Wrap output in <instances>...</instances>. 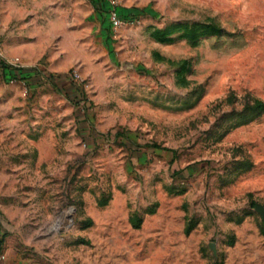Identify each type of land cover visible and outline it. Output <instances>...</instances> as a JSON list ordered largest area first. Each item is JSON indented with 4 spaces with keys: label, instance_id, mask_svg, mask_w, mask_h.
I'll list each match as a JSON object with an SVG mask.
<instances>
[{
    "label": "rangeland",
    "instance_id": "rangeland-1",
    "mask_svg": "<svg viewBox=\"0 0 264 264\" xmlns=\"http://www.w3.org/2000/svg\"><path fill=\"white\" fill-rule=\"evenodd\" d=\"M117 4L137 21L0 0V239L23 264H264V112L241 117L264 0Z\"/></svg>",
    "mask_w": 264,
    "mask_h": 264
},
{
    "label": "trees",
    "instance_id": "trees-1",
    "mask_svg": "<svg viewBox=\"0 0 264 264\" xmlns=\"http://www.w3.org/2000/svg\"><path fill=\"white\" fill-rule=\"evenodd\" d=\"M101 1L104 3V7H105V11L104 12H105V15L107 16L108 11H109V6H108V4L105 1H103V0H101ZM118 11H119L120 16L122 18H124V19L137 20L139 18L138 14H136V13L132 14L131 11H128V10L125 11L121 7H119ZM11 72H12L11 73L12 74V78H14V79H17V77L21 74L20 70L15 69V68H12ZM69 87H70V90H71L70 91L71 94H73L75 97H79V100H80V98H81L80 95L82 93L81 84L71 81V84H70ZM248 111L250 112V114H253L254 116L253 117H249L250 115L242 114L241 117L245 119L243 121L244 123L250 122L254 118L259 117L260 115H262V113L264 112V102L256 100L255 101V106L253 108H250Z\"/></svg>",
    "mask_w": 264,
    "mask_h": 264
},
{
    "label": "built area",
    "instance_id": "built-area-1",
    "mask_svg": "<svg viewBox=\"0 0 264 264\" xmlns=\"http://www.w3.org/2000/svg\"><path fill=\"white\" fill-rule=\"evenodd\" d=\"M103 1H105L109 6V11H108L107 16L110 21L111 29L115 30V29L122 27L124 24L134 23L137 21V20H131V19H124L120 16L118 9L121 6L117 4V0H103ZM77 78H78V75H75V77L72 78L73 82L79 83ZM0 264H3L2 255H0Z\"/></svg>",
    "mask_w": 264,
    "mask_h": 264
},
{
    "label": "crops",
    "instance_id": "crops-1",
    "mask_svg": "<svg viewBox=\"0 0 264 264\" xmlns=\"http://www.w3.org/2000/svg\"><path fill=\"white\" fill-rule=\"evenodd\" d=\"M90 2L91 3L94 2V4L97 6V9L99 8L98 16L102 20L105 21L106 20V16H105V12H104L105 11L104 3L101 0H90ZM121 8L123 10H125V11L126 10L131 11L132 14L134 13L129 8L126 9L123 6H121ZM1 239H0V253L2 254V256L4 258V264H23L22 262H18V260L16 259V257H13L14 249L11 248L10 246L6 245V243H4Z\"/></svg>",
    "mask_w": 264,
    "mask_h": 264
},
{
    "label": "water",
    "instance_id": "water-1",
    "mask_svg": "<svg viewBox=\"0 0 264 264\" xmlns=\"http://www.w3.org/2000/svg\"><path fill=\"white\" fill-rule=\"evenodd\" d=\"M257 211H258L259 213H261V214L263 215V217H264V211H263V207H262V206L258 205V206H257Z\"/></svg>",
    "mask_w": 264,
    "mask_h": 264
}]
</instances>
